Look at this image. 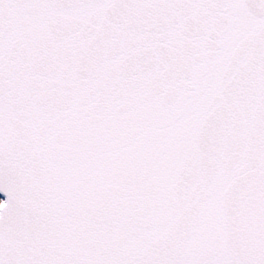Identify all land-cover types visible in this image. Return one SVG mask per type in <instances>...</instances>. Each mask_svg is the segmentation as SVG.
Wrapping results in <instances>:
<instances>
[{
	"label": "snow or ice",
	"instance_id": "6c2138e0",
	"mask_svg": "<svg viewBox=\"0 0 264 264\" xmlns=\"http://www.w3.org/2000/svg\"><path fill=\"white\" fill-rule=\"evenodd\" d=\"M0 264H264V0H0Z\"/></svg>",
	"mask_w": 264,
	"mask_h": 264
},
{
	"label": "water",
	"instance_id": "95a60500",
	"mask_svg": "<svg viewBox=\"0 0 264 264\" xmlns=\"http://www.w3.org/2000/svg\"><path fill=\"white\" fill-rule=\"evenodd\" d=\"M2 194V193H1ZM3 195V194H2Z\"/></svg>",
	"mask_w": 264,
	"mask_h": 264
},
{
	"label": "bare ground",
	"instance_id": "6f19581e",
	"mask_svg": "<svg viewBox=\"0 0 264 264\" xmlns=\"http://www.w3.org/2000/svg\"><path fill=\"white\" fill-rule=\"evenodd\" d=\"M1 199V198H0Z\"/></svg>",
	"mask_w": 264,
	"mask_h": 264
}]
</instances>
